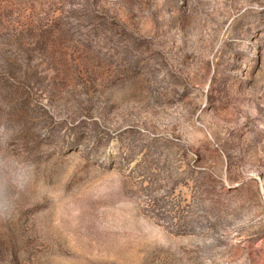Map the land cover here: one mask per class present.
Listing matches in <instances>:
<instances>
[{"label":"rangeland","instance_id":"374dc122","mask_svg":"<svg viewBox=\"0 0 264 264\" xmlns=\"http://www.w3.org/2000/svg\"><path fill=\"white\" fill-rule=\"evenodd\" d=\"M0 264H264V0H0Z\"/></svg>","mask_w":264,"mask_h":264},{"label":"clouds","instance_id":"9594fccd","mask_svg":"<svg viewBox=\"0 0 264 264\" xmlns=\"http://www.w3.org/2000/svg\"><path fill=\"white\" fill-rule=\"evenodd\" d=\"M5 135L7 136V133ZM9 210H10V205L8 201L6 200L4 204V211L7 213Z\"/></svg>","mask_w":264,"mask_h":264}]
</instances>
